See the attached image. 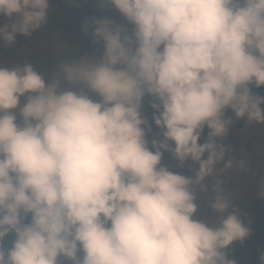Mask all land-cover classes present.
<instances>
[{"label":"clouds","instance_id":"1","mask_svg":"<svg viewBox=\"0 0 264 264\" xmlns=\"http://www.w3.org/2000/svg\"><path fill=\"white\" fill-rule=\"evenodd\" d=\"M98 2L131 26L85 20L101 56L0 65V264H237L229 250L253 230L222 173L250 168L226 159V112L264 125V0ZM49 13L50 0H0V41ZM146 97L162 139H147Z\"/></svg>","mask_w":264,"mask_h":264},{"label":"rangeland","instance_id":"2","mask_svg":"<svg viewBox=\"0 0 264 264\" xmlns=\"http://www.w3.org/2000/svg\"><path fill=\"white\" fill-rule=\"evenodd\" d=\"M105 8L106 10H101L98 0H50L49 21L46 27L30 38L17 36L16 43L8 47L0 41V65L13 66L28 61L38 70L50 72L61 58L74 60L85 56H101L103 43L93 44L91 31H84L85 20L108 17L131 31V26L113 6L107 5ZM8 22L6 18L0 17V27ZM59 54L65 55L61 57ZM151 103L152 98L146 97L142 114L152 126L155 124L152 120L154 110L150 106ZM204 136L206 137L207 133H204ZM224 143L233 150L226 159H247L250 168L247 173L239 171L238 168L223 171L225 186L234 193V203L240 207L244 222L260 227L264 220V200L258 198L257 191L258 181L264 179V125H246V118L235 119L224 138ZM149 144L151 145V141ZM162 163L172 166L173 170L180 174L189 175V165H185L183 169L176 167L177 162L169 153L164 154ZM218 168L222 169L223 164ZM195 218L211 223V210L201 203ZM260 234V231L252 234L243 243V264H254L252 254L260 246Z\"/></svg>","mask_w":264,"mask_h":264},{"label":"trees","instance_id":"3","mask_svg":"<svg viewBox=\"0 0 264 264\" xmlns=\"http://www.w3.org/2000/svg\"><path fill=\"white\" fill-rule=\"evenodd\" d=\"M253 91L256 93V94H259V95H264V89H255L253 88ZM226 117L227 118H231L232 120H235V116L234 114L232 113V111L229 109L227 110L226 112ZM205 133H208V130L205 129ZM147 139L148 140H154V139H162V136H161V133H160V129H158L155 125H152L151 126V132L148 133V136H147ZM151 147V146H149ZM252 227V234H256L257 232H261L260 234V246L258 247V249L252 254V257H253V262L254 264H260V260H259V257H260V254L261 253H264V220L262 221V224L260 227H256L254 225H251ZM15 239L14 235H10L8 238H6L5 240V248H9L11 247V244H12V241ZM230 253H231V256L230 258H234L237 260V264H243L241 262V260L243 261V255H244V245L242 244H235L233 245V247L229 250Z\"/></svg>","mask_w":264,"mask_h":264}]
</instances>
